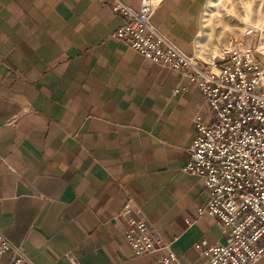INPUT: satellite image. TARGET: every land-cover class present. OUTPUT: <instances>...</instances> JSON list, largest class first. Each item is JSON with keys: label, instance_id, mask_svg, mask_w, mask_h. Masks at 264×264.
I'll return each instance as SVG.
<instances>
[{"label": "crops", "instance_id": "obj_1", "mask_svg": "<svg viewBox=\"0 0 264 264\" xmlns=\"http://www.w3.org/2000/svg\"><path fill=\"white\" fill-rule=\"evenodd\" d=\"M138 10L140 0H121ZM113 0H0V232L32 264H159L137 257L114 219L129 202L181 264L223 244L184 173L194 119L212 113L183 72L111 34ZM208 0H156L151 23L186 56L204 50ZM178 91V93H175ZM9 264V256L0 260ZM256 264H264V256Z\"/></svg>", "mask_w": 264, "mask_h": 264}, {"label": "built area", "instance_id": "obj_2", "mask_svg": "<svg viewBox=\"0 0 264 264\" xmlns=\"http://www.w3.org/2000/svg\"><path fill=\"white\" fill-rule=\"evenodd\" d=\"M154 5L140 0L133 10L113 0L111 9L125 21L111 36L151 64L183 72L212 113L209 124L200 116L194 119L190 157L181 170L203 181L210 198L197 216L215 220L225 241L196 244L200 260L194 264H256L264 256V67L259 68L254 53L264 54L252 40L234 38L230 48L211 60L186 56L151 23ZM256 34L250 26L242 37ZM114 219L123 224L124 240L135 256L157 251L159 264H181L129 202ZM7 255L9 264H32L0 232V260Z\"/></svg>", "mask_w": 264, "mask_h": 264}, {"label": "rangeland", "instance_id": "obj_3", "mask_svg": "<svg viewBox=\"0 0 264 264\" xmlns=\"http://www.w3.org/2000/svg\"><path fill=\"white\" fill-rule=\"evenodd\" d=\"M208 5L206 14L208 26L204 27L201 36L204 50L211 51L222 47L234 38L244 41L250 39L260 47L261 41H264V0H208ZM250 26L257 29L256 36L243 38L244 29ZM254 58L262 69L264 67L262 54L255 52Z\"/></svg>", "mask_w": 264, "mask_h": 264}, {"label": "bare ground", "instance_id": "obj_4", "mask_svg": "<svg viewBox=\"0 0 264 264\" xmlns=\"http://www.w3.org/2000/svg\"><path fill=\"white\" fill-rule=\"evenodd\" d=\"M154 2L156 1V0H153ZM231 47V45H230V43L228 44V47H224V49H227V48H230ZM258 48H259V50L260 51H262V53L264 54V41L262 40L261 41V43H260V47L258 46ZM223 49V50H224ZM262 49V50H261ZM222 52H218V54H221Z\"/></svg>", "mask_w": 264, "mask_h": 264}]
</instances>
